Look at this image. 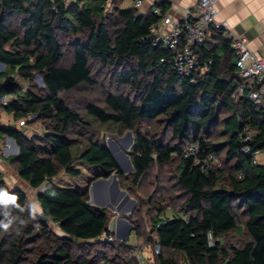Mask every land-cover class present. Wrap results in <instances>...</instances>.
Returning a JSON list of instances; mask_svg holds the SVG:
<instances>
[{
	"label": "trees",
	"instance_id": "1",
	"mask_svg": "<svg viewBox=\"0 0 264 264\" xmlns=\"http://www.w3.org/2000/svg\"><path fill=\"white\" fill-rule=\"evenodd\" d=\"M119 3L0 0V94H12L3 107L14 121L36 113L47 128L28 135L0 122V135L18 147L7 163L36 190L41 210L0 170V264H139L131 243L109 229L113 212L89 204L87 190L57 182L61 171L79 175L78 162L105 177L116 172L133 195L154 167L172 166L158 196L138 200L127 217L131 232L152 244L154 264H177L179 254L189 264H264V162L253 165L242 150L248 144L264 152V102L231 98L240 82L231 39L219 29L193 46L208 68L192 82L173 68L174 52L149 39L160 20L153 7L165 11V1L146 13ZM104 75L110 87L100 82ZM21 81L30 83L24 89ZM96 85L99 100L90 97ZM102 129L134 132L132 173L118 169ZM192 142L198 151L185 153Z\"/></svg>",
	"mask_w": 264,
	"mask_h": 264
},
{
	"label": "built area",
	"instance_id": "2",
	"mask_svg": "<svg viewBox=\"0 0 264 264\" xmlns=\"http://www.w3.org/2000/svg\"><path fill=\"white\" fill-rule=\"evenodd\" d=\"M66 3L78 0H63ZM161 1V0H158ZM217 0H196L186 8L185 15L181 20L174 19L168 11H162L159 6L153 7V12L160 16V20L153 24L149 31L154 37L149 39L153 45L162 44L164 47L174 52L173 68L182 76L189 77L195 81L196 73H203L208 68V64H199L193 46L208 40L214 30L221 29L224 35L231 39V47L236 55V66L240 77V82L231 93V98L238 102L241 99H249L256 104L264 102V59L251 50L245 40L233 35L225 22L216 18ZM143 0H134L133 6L140 8ZM168 26L167 31H163ZM211 63V60L208 61ZM3 68L4 65L1 64ZM0 68V69H1ZM20 80L19 74L12 76ZM10 78V75L8 76ZM12 94H0V107L7 105L11 101ZM37 120L36 113H28L24 117L16 120V126L23 127ZM251 133L243 136V141H248ZM7 139H10L8 136ZM1 143V137H0ZM198 143L192 142L184 147L185 153H195L198 151ZM251 156L252 164L264 162L262 155L264 152L259 149H252L251 145L245 144L242 149ZM213 163L220 166V162L215 156L209 157ZM210 242L212 241L209 234ZM160 250V244L155 243V252Z\"/></svg>",
	"mask_w": 264,
	"mask_h": 264
},
{
	"label": "rangeland",
	"instance_id": "3",
	"mask_svg": "<svg viewBox=\"0 0 264 264\" xmlns=\"http://www.w3.org/2000/svg\"><path fill=\"white\" fill-rule=\"evenodd\" d=\"M2 67V65L0 64V68ZM105 79V80H103ZM100 82L105 81V87L107 85V87H110L111 84V79L106 77V75L99 77ZM21 85L20 87H23L24 89L27 87V85L30 83L29 81H21ZM32 82L35 85H41V81H40V77L38 75H35L33 77ZM103 87H101L100 85H96L93 88H91V93H90V97L91 98H99L102 96V92H103ZM87 92V91H86ZM0 122L3 123V125H8L10 123V125L14 126V123L16 124V121H14L13 117L11 115H9V112L2 106L0 107ZM44 122L42 120H36L33 123H30L26 126L23 127V129L27 132L28 135H35V134H43L44 131L47 130V128L44 126ZM127 132V131H126ZM125 132V133H126ZM124 133V134H125ZM103 134H105V139L102 138ZM112 134H116L113 133L107 129H102L99 132V136L104 140V142L107 144V139H111L114 143H117V145L120 147L121 150H123L125 153L129 154V150L132 148L133 143L128 147V149H125V146L129 143L130 141V137L127 136L124 140L119 139L117 136H113ZM123 134V135H124ZM118 135V134H117ZM123 135H118V136H123ZM132 135H133V141H134V132L132 131ZM1 137V143H0V170H2V172L4 173V177L7 181V183L9 184L10 187H15V186H19L21 188H23L27 194L28 197L30 198L29 200L32 201V203L35 205V207L38 209V211H41L39 208V205L36 203L35 201V196H36V190L32 187H30L27 182L25 180H23L22 178H20V176L18 175V173L16 172L15 169H13V167L10 166V164H8V155L10 154H15L17 152V144L15 143V141H13L11 138L7 139L8 136H4ZM120 150H116V153H119ZM123 160V165L124 166H128V162L125 158H122ZM262 159H264V154L262 155ZM220 162V161H219ZM2 164H4L5 169H2ZM76 167H78L79 169H81V173L77 176H72L69 175L63 171H61V173L58 176V183L60 185H70V187L72 188H76V189H80L82 191L87 190L89 193V197H91L90 194H92L94 192V187H92L91 183L94 179L99 178V177H105L103 172H99L94 170V167L87 165L83 162H78L76 165ZM171 165H168L167 167H165L164 169H160L159 167H154L152 172L147 173L144 178L143 181L141 183V188L138 189V191L135 192V194H131L128 189H125L121 186L120 181H119V188L120 190H124L125 193L122 194L119 197V193H118V200L114 203L115 206H118L119 204L122 203V207L121 209L124 211V213H128L129 215L133 212V210L135 209L136 205L138 204V200H146L148 199L150 196H152L153 198L157 197L159 192H161V183H169L168 179H169V175L171 173ZM123 174L127 175L129 173L132 172H122ZM159 174L161 179L160 181H153V176L155 174ZM88 181V182H87ZM107 196L111 199L112 197V193H113V189H110L109 191H107ZM121 193V192H120ZM128 195V198L126 200L125 199V195ZM93 196V194H92ZM93 198L96 200L97 197L96 195L93 196ZM124 200V201H123ZM173 207H175L178 202H173ZM93 205V204H92ZM130 207H133L131 210L129 209ZM110 211L113 212L114 216L113 218H117V215L119 214V211L114 212L112 209L108 208ZM118 213V214H117ZM121 213V212H120ZM128 215V216H129ZM124 217L126 219V221L130 224L133 225L128 219L127 217ZM119 217V216H118ZM143 222L144 225L147 229V233L146 234H150L153 227H151V220L148 218L147 215L143 214ZM49 225L51 226L52 229H55L57 232L59 230H57L56 225L52 222L49 221ZM121 228V227H120ZM132 229V228H131ZM150 230V232H149ZM114 232V230H113ZM126 224H125V229H122L120 231V236L121 238L124 236V234L126 233ZM59 233V232H58ZM114 236L116 237L117 240H123L121 238H119L115 233ZM152 237H156L155 234H152ZM128 241V243H131V245L134 248V253L137 257V259L139 260V264H154L156 262L155 260V256H154V252H153V248H152V244L151 245H146L145 241L143 238L137 236L133 231L131 232V230L128 231L126 237L124 238ZM98 240H104V235L101 236L98 239H94L93 241H98ZM177 264H189V261L186 259V257L183 254H179L178 255V260H177Z\"/></svg>",
	"mask_w": 264,
	"mask_h": 264
},
{
	"label": "crops",
	"instance_id": "4",
	"mask_svg": "<svg viewBox=\"0 0 264 264\" xmlns=\"http://www.w3.org/2000/svg\"><path fill=\"white\" fill-rule=\"evenodd\" d=\"M156 1L158 0H143V4L139 8L140 12L150 11ZM161 1H165L167 4L166 11L174 19L181 20L185 15L186 8L190 7L196 0ZM133 2L134 0H120L119 5L122 8H128L133 6ZM216 18L225 22L233 35L243 38L248 47L264 59V0H217ZM164 28V32L168 30V26ZM2 167L5 169L4 164ZM94 170L97 171L96 167ZM62 186L70 187V185L63 184ZM125 224L128 233V223L125 221L115 223L114 233H120L122 229H125Z\"/></svg>",
	"mask_w": 264,
	"mask_h": 264
},
{
	"label": "water",
	"instance_id": "5",
	"mask_svg": "<svg viewBox=\"0 0 264 264\" xmlns=\"http://www.w3.org/2000/svg\"><path fill=\"white\" fill-rule=\"evenodd\" d=\"M150 38H153L154 35L150 34L149 36ZM42 80V79H41ZM113 136H117L119 139L124 140L127 136L130 137V141L129 143L125 146V149H128V147L133 143V135H132V131L128 130L123 136H118L117 134H112ZM103 139H105V134H103L102 136ZM14 141V139H13ZM107 149L109 150L110 154L112 155L113 159L115 160L118 169L121 172H133L134 171V167L130 158V155L128 153H125L123 150L120 149V147L117 145V143H114L111 139H107V144H106ZM116 150H120L119 153H116ZM125 158L128 162V166H124L123 165V159ZM53 178H49L48 181H52ZM92 187H94V192L92 193L93 196L96 195L97 199L95 200L91 195V197H89L88 199V203L89 204H93V206L95 208H110L112 209L114 212L119 211V214L117 215V218H112L110 220V226L109 229L110 230H114V226L115 223L117 221H125L126 216H128V213H124V211L121 209L122 207V203L119 204L118 206H115V202L118 200V198L125 193L124 190H120L119 188V179L117 177L116 172H112L109 175H107L106 177H99L96 178L92 181L91 183ZM110 189H113V193H112V197L111 199L107 196V191H109ZM121 192V193H120ZM118 193L120 194L118 197ZM128 198V195H125V199L126 200ZM123 200V201H124ZM133 207H130L129 209L131 210ZM121 212V213H120ZM119 216V217H118ZM40 217L44 220V221H48V217L45 215V213H40ZM128 223V222H127ZM132 228V225H130L128 223V231ZM116 235L121 238L120 234L116 232ZM127 235V232L124 234V236L121 239H124Z\"/></svg>",
	"mask_w": 264,
	"mask_h": 264
},
{
	"label": "clouds",
	"instance_id": "6",
	"mask_svg": "<svg viewBox=\"0 0 264 264\" xmlns=\"http://www.w3.org/2000/svg\"><path fill=\"white\" fill-rule=\"evenodd\" d=\"M13 140V138H11Z\"/></svg>",
	"mask_w": 264,
	"mask_h": 264
}]
</instances>
